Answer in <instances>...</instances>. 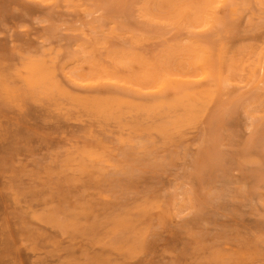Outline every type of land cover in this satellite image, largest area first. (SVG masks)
<instances>
[{"label": "rangeland", "instance_id": "374dc122", "mask_svg": "<svg viewBox=\"0 0 264 264\" xmlns=\"http://www.w3.org/2000/svg\"><path fill=\"white\" fill-rule=\"evenodd\" d=\"M217 4L0 0V264H264V0Z\"/></svg>", "mask_w": 264, "mask_h": 264}, {"label": "bare ground", "instance_id": "6f19581e", "mask_svg": "<svg viewBox=\"0 0 264 264\" xmlns=\"http://www.w3.org/2000/svg\"><path fill=\"white\" fill-rule=\"evenodd\" d=\"M200 1H201V0H200ZM219 1H220V0H202V5L199 7V10H198V11H200L202 14L206 15V17H207V16L213 11V9H215L216 5L219 4V3L217 4V2H219ZM193 3H194V2H193ZM200 3H201V2H200ZM227 5H228V4H227ZM230 5H233V4H230ZM193 6H194V5H193ZM225 6H226V3H225ZM228 7H229V5H228ZM216 8H217V7H216ZM222 8H223V6H222ZM226 9H227V7H226ZM215 10H216V9H215ZM224 12H225V11H224ZM224 12L221 11V14L224 13ZM218 16H219V15H218ZM217 18H218V17H217ZM202 20L204 21L205 18L202 19ZM207 20H208V19H207ZM207 20H205V21H207ZM209 20H210V19H209ZM209 20H208V21H209ZM205 21H204L205 25L208 24V23H206ZM216 21H217V20H216ZM201 23H202V22H201ZM204 23H203V26H204ZM217 23H218V22H217ZM204 27H205V26H204ZM200 28H201V27H200ZM200 40H201V39H200ZM201 42H202V41H201ZM196 50H197V55H198L199 57L194 56V57H196V58H193L194 62L192 61V63H193L192 68H196L197 70H199V71L196 72V71H194V69H193V73L196 72L197 74H196V73H194V74L197 75V78H198V76H199V78H201V77H200V74H201V73H199V72H201L202 70H200L198 67H196V66H197L196 63H197V61H198V63H199V62H201V61L204 60V58H202V55H201V54H204L205 56H206V54L203 53V52H199V53H198V49H196ZM196 50H195V51H196ZM199 51H200V50H199ZM205 56H204V57H205ZM207 56H208V55H207ZM201 58H202V60H201ZM208 58H209V57H208ZM196 59H198V60H196ZM204 61H205V60H204ZM206 61H207V60H206ZM206 61H205V62H206ZM208 61H209V59H208ZM188 62H189V61H188ZM188 62H187V63H188ZM209 62H210V61H209ZM121 63H122V62H121ZM198 63H197V64H198ZM122 64H123V63H122ZM203 64H204V63H203ZM58 65H59V64H58ZM182 66H183V65H182ZM90 68H92V67H90ZM196 69H195V70H196ZM78 70H79V69H78ZM92 70H94V69L92 68ZM191 70H192V69H191ZM188 71H189V69H188ZM94 72H95V71H94ZM183 72H184V71H183ZM108 73H109V72H108ZM129 73H130V72H129ZM193 73H191V74H193ZM96 74H97V73H96ZM157 74H158V73H157ZM183 74H185V73H183ZM198 74H199V75H198ZM94 75H95V74H94ZM158 75H159V74H158ZM196 75H195V76H191V75H190V76H191V78H192V77H195V78H194V80H195V79H196ZM99 76H100V75H99ZM148 76H149V75H148ZM152 76H153V75H152ZM188 76H189V75H188ZM3 77H4V76H3ZM6 77H7V76H5V78H6ZM118 77H119V76H118ZM141 77H144V76H142V74H141ZM158 77H159V76H158ZM166 77H167V76H166ZM168 77H169V76H168ZM168 77H167V79H168V81H169L170 79H169ZM92 78H93V77H92ZM159 78L161 79V81H160ZM159 78H156V80L159 79L157 82H160V84L158 83V85L160 86L161 84H163V81H165V79H164V76H163V77L160 76ZM187 78H188V77H187ZM199 78H198V79H199ZM189 79H190V78H189ZM192 79H193V78H192ZM144 80H145V79H144ZM108 81H109V80H108ZM154 81H155V80H154ZM196 81H197V80H196ZM198 81H199V80H198ZM198 81H197V82H198ZM144 82H145V81H144ZM166 82H167V81H166ZM166 82H165V83H166ZM199 82H200V81H199ZM18 83H19V82H18ZM89 83H90V82H89ZM167 83L170 85L171 82H170V83L167 82ZM172 83H173V82H172ZM187 83H188V82H187ZM192 83H193V81H192ZM9 84H10V83H9ZM149 84H150V83H149ZM173 84H175V83H173ZM180 84L182 85L183 83L180 82ZM180 84H179V82H178V85H180ZM194 84H195V83H194ZM151 85H152V88L155 89L156 84L153 83V84H151ZM153 85H154V87H153ZM175 85L177 86V83H176ZM181 85H180V87H182ZM187 85H188V84H187ZM159 86H158V87H159ZM161 86H162V85H161ZM165 86H166V85H165ZM176 86H175V87H176ZM185 86H186V82L184 83V86H183V87H185ZM191 86H192V85H191ZM146 87L149 88L148 86H146ZM189 88H191V87L189 86ZM150 89H151V88H150ZM150 89H149V90H150ZM172 89H173V88H172ZM182 89H185V88H182ZM107 91H108V90H107Z\"/></svg>", "mask_w": 264, "mask_h": 264}]
</instances>
